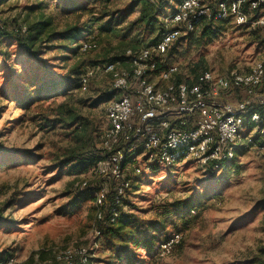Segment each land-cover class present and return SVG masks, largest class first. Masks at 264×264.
<instances>
[{"label": "rangeland", "instance_id": "374dc122", "mask_svg": "<svg viewBox=\"0 0 264 264\" xmlns=\"http://www.w3.org/2000/svg\"><path fill=\"white\" fill-rule=\"evenodd\" d=\"M61 2L0 0V33H7L0 49L9 54L0 57V163L5 164L0 167V259L10 257L13 264H78L82 263L78 251L86 249V264H127L115 259L110 236L103 232L97 218L95 192L102 177L95 171L96 164L72 174L58 168L76 141L73 127L42 129L47 123L44 119H53L57 101L53 102L52 97L37 108L25 110L8 96L17 88L8 89L12 79L37 72L42 75L46 69L58 79L70 73L74 65L82 72L96 66L86 86L71 95L82 116L92 122L95 148H102L108 126L107 106L113 98L96 102L112 91V77L102 72V65L135 43L139 30H132L122 40L95 28L82 39L94 37L98 41L96 49L77 55L62 53L52 48L57 43L53 41L31 59L14 41L13 35L21 32L20 27L52 19L61 29L69 22L82 25L88 20V14L65 15L60 10ZM128 2L114 0L111 7L123 8ZM173 9V3L167 4L160 24ZM137 17L138 12L133 13L121 26H129ZM222 26L214 39L205 38L203 44L183 40L172 61L164 57L163 63L177 65L179 77L188 81L206 70L215 74L234 69L247 72L264 60V35L259 29L236 25L233 20ZM200 29L182 37L197 39ZM139 32L142 43H149L159 34L158 30ZM62 56L67 58L62 60ZM250 134L252 141L238 148L230 170L213 172L195 161L184 160L129 174L132 188L121 213L136 214L143 222H156L159 230L154 233L161 240L175 231L181 234L179 243L169 252L161 251V242L155 247L158 252L153 253L130 247L138 264H264V135L254 131ZM80 191L90 194L71 209L70 202Z\"/></svg>", "mask_w": 264, "mask_h": 264}, {"label": "built area", "instance_id": "2783aa9c", "mask_svg": "<svg viewBox=\"0 0 264 264\" xmlns=\"http://www.w3.org/2000/svg\"><path fill=\"white\" fill-rule=\"evenodd\" d=\"M230 20L264 35V0H178L163 18L162 34L154 43L127 48L102 65V72L112 77L113 98L101 142L103 158L95 169L103 180L95 192L99 223L106 225L120 216L132 188L129 174L184 160L222 170L235 161L242 144L252 141L251 131L264 135V60L247 72L206 70L192 83L177 81V65L163 63L185 33L203 22ZM19 30L26 32V27ZM79 45L82 53L98 47L91 37ZM96 70L87 67L79 85L85 87ZM111 187L113 204L106 210ZM180 238V232H173L160 243L161 251H171ZM78 252L86 264V249ZM0 264H13V259Z\"/></svg>", "mask_w": 264, "mask_h": 264}, {"label": "trees", "instance_id": "16d2710c", "mask_svg": "<svg viewBox=\"0 0 264 264\" xmlns=\"http://www.w3.org/2000/svg\"><path fill=\"white\" fill-rule=\"evenodd\" d=\"M114 0H62L60 10L65 14L71 16L76 14L80 17L83 14H88V20L80 25L78 21L69 22L64 27L59 29L55 26L52 19L38 20L28 28L26 32H19L13 35L14 41L17 42L19 48L24 54H28L31 59L38 57L41 48L47 43L56 41V44L51 45L52 48L59 50V52H70L72 54L79 53L78 43L85 35H91L93 29H97L102 34L108 36L121 37L122 40L127 37L129 33L138 29L142 33H150L159 31L158 37L152 39L149 43H142L141 32L137 31L138 37L135 43L125 47L127 48H139L154 43L162 34L163 21L160 24V16L167 4L177 3L178 0H129L128 4L123 8L112 9L111 4ZM138 12V17L131 21L129 26L122 27L126 18L133 13ZM44 14H42V17ZM224 21H210L203 22L198 28L200 29V35L197 39L192 37H180L172 45L170 50L164 56L168 61H172L178 46L183 40H190L191 44L196 42L205 43V38L209 41L214 39L223 27ZM197 28V29H198ZM191 31L190 33H192ZM7 33H0V44ZM8 37L11 35H7ZM93 39L98 41L93 37ZM197 40V41H196ZM80 46V45H79ZM7 58L8 52L0 49V57ZM67 57L62 56V60ZM116 59V58H114ZM113 60V59H112ZM40 61L36 62V65ZM44 67V64L41 65ZM202 73V72H201ZM82 75V68L79 66H73L70 69V73L66 76L59 77L58 79L51 74L48 69L41 75L40 72L31 73L28 77H19L18 79H12L8 89L11 90L12 86L17 88L13 93H10L11 100L15 101V104L19 105V108L30 110L31 106L39 107L40 104L46 102L50 98H54L57 101L55 108L53 109V119L46 118L42 129L45 131L54 130L57 126H70L74 128L75 144L72 148L66 151L62 160H60L58 168H66L70 174L85 172L90 169L91 165L97 164L99 160L103 158V152L101 149H96L92 122L83 117L78 105L75 101V97L71 94L77 89H81L79 80ZM198 76L195 75L194 79ZM193 80L187 82L192 83ZM177 81H181L179 75L176 76ZM186 81V80H185ZM17 84V85H15ZM8 94V91L7 93ZM1 95V94H0ZM12 96V97H11ZM110 96H113V92H108V96H100L96 99V102L107 100ZM26 112V111H25ZM22 121H25V115H23ZM0 150V154H1ZM234 161L224 167V169L230 170L234 167ZM5 164L0 163V167ZM211 171L216 172V169L209 168ZM226 170V172H228ZM103 181V180H101ZM89 191L77 192L70 202L71 209L78 207L80 202L84 198H88ZM113 204V192L112 187L107 195V200L104 208H108ZM103 232L107 233L112 241L110 246L115 250L114 257L120 261L125 260L127 264H138L134 260V254L131 252L130 247L143 248L148 253L158 252L155 249L156 245L160 242L167 240L169 237L161 240L154 232L159 230L156 222H143L136 214L121 213L115 222L103 224ZM10 259V257H3L0 259V263ZM83 264V263H78Z\"/></svg>", "mask_w": 264, "mask_h": 264}]
</instances>
